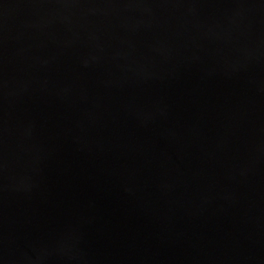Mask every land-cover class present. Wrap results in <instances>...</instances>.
Segmentation results:
<instances>
[{
    "label": "water",
    "instance_id": "obj_1",
    "mask_svg": "<svg viewBox=\"0 0 264 264\" xmlns=\"http://www.w3.org/2000/svg\"><path fill=\"white\" fill-rule=\"evenodd\" d=\"M0 264H264V0H0Z\"/></svg>",
    "mask_w": 264,
    "mask_h": 264
}]
</instances>
